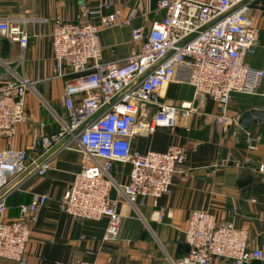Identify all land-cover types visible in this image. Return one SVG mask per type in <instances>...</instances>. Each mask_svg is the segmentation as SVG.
<instances>
[{"label":"built area","instance_id":"obj_1","mask_svg":"<svg viewBox=\"0 0 264 264\" xmlns=\"http://www.w3.org/2000/svg\"><path fill=\"white\" fill-rule=\"evenodd\" d=\"M257 0H161L164 12L149 30L137 28L133 41L140 45L120 61L103 63L102 31L128 26L138 12L126 17L122 10L105 14L108 1L89 6L80 0L76 21L57 17L51 33L56 73L65 81L64 107L68 118L58 133L41 136L44 149H74L82 154V168L61 199V209L75 221L107 219L105 240L119 239L122 203L139 199L154 207L173 191L179 167L187 158L185 147L141 153L133 148L137 135L150 136L161 128L174 129L212 100L219 113L214 121L223 129L237 124L227 116L233 94L256 95L264 71L244 63L257 45L259 31L250 13ZM264 2V0H263ZM98 18V23L84 18ZM27 22L0 18V38L29 42ZM105 73V74H104ZM173 82L193 88V100L181 105L160 102V91ZM28 78L18 82L0 77V260L27 264V246L46 194L19 207V216L7 218V203L26 173L44 176L57 150L29 163L28 153L13 147L17 127L28 120ZM155 95V99L152 96ZM197 104V105H195ZM157 107L150 116V106ZM6 148H1V144ZM249 148L256 149L250 140ZM116 164H130L126 183L115 179ZM260 171H264L261 166ZM161 213V212H160ZM163 215L160 214V220ZM188 252L171 264H249L263 261L248 232L220 222L214 214L195 211L184 231ZM75 264H94L79 262Z\"/></svg>","mask_w":264,"mask_h":264},{"label":"crops","instance_id":"obj_2","mask_svg":"<svg viewBox=\"0 0 264 264\" xmlns=\"http://www.w3.org/2000/svg\"><path fill=\"white\" fill-rule=\"evenodd\" d=\"M89 6L105 1L110 8L104 13L122 10L127 17L132 10L137 16L128 26H114L100 34L103 63L120 62L140 45L133 41L137 28L149 30L164 12L161 0H85ZM80 0H0V18L27 22L29 42L0 38V77L18 82L31 81L26 97L28 120L17 127L13 147L28 153L29 163L45 159L57 150L51 167L44 176L26 173L13 182L17 186L7 203V218L19 216V207L34 196L46 194L30 242L27 264H171L188 252L184 231L191 214L206 211L220 222L231 223L248 232L254 248L264 251V124L239 125L242 114L250 110L264 111V80L256 95L233 94L227 116L237 120L223 129L213 116L218 106L208 100L199 106L187 122L174 129L161 128L150 136L137 135L133 148L141 153L165 152L171 147H185L187 158L179 167L170 196L162 197L158 206L151 200L139 199L134 206L122 203L119 212L122 225L116 242L105 240L107 219L75 221L61 209V199L82 168V154L74 149L51 151L43 148L41 136L60 131L68 115L64 107L65 81L56 73L52 49L53 20L61 17L76 21ZM251 23L259 37L244 63L264 71V2L257 0L250 13ZM98 23V18H84ZM188 91L180 97V92ZM193 88L173 82L160 91V102L181 105L193 100ZM157 107L151 105L150 116ZM250 140L256 145L249 148ZM2 143L1 148H6ZM130 164H116L113 176L126 183ZM161 212V213H160ZM160 214L163 219L160 220ZM0 264H17L2 259ZM217 264H230L222 261ZM249 264H264L253 261Z\"/></svg>","mask_w":264,"mask_h":264},{"label":"water","instance_id":"obj_3","mask_svg":"<svg viewBox=\"0 0 264 264\" xmlns=\"http://www.w3.org/2000/svg\"><path fill=\"white\" fill-rule=\"evenodd\" d=\"M152 99H155V95L152 96ZM252 122H259L260 124H264V111L250 110L245 112L240 117L239 125L242 127H248Z\"/></svg>","mask_w":264,"mask_h":264},{"label":"rangeland","instance_id":"obj_4","mask_svg":"<svg viewBox=\"0 0 264 264\" xmlns=\"http://www.w3.org/2000/svg\"><path fill=\"white\" fill-rule=\"evenodd\" d=\"M187 93H188V91H186V92H180V94H179V95H180V97H182L183 95H185V96H186V95H187Z\"/></svg>","mask_w":264,"mask_h":264}]
</instances>
